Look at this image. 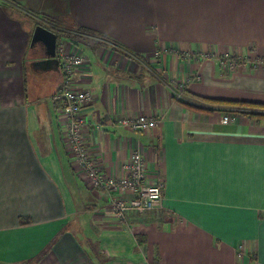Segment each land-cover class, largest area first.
<instances>
[{
    "label": "crops",
    "instance_id": "1",
    "mask_svg": "<svg viewBox=\"0 0 264 264\" xmlns=\"http://www.w3.org/2000/svg\"><path fill=\"white\" fill-rule=\"evenodd\" d=\"M36 24L103 39H57L88 58L81 135L111 177L141 150L153 209L118 216L76 169ZM210 99L264 103V0H0V264H264V119Z\"/></svg>",
    "mask_w": 264,
    "mask_h": 264
},
{
    "label": "built area",
    "instance_id": "2",
    "mask_svg": "<svg viewBox=\"0 0 264 264\" xmlns=\"http://www.w3.org/2000/svg\"><path fill=\"white\" fill-rule=\"evenodd\" d=\"M57 56L62 71V83L57 92L61 106L60 119L65 125L64 139L76 169L104 194L118 216L123 217L128 211L142 213L153 209L161 200L163 182L148 176L140 149L132 151L125 166L127 174L119 178L106 176L90 158L81 135L84 121L79 112L93 98L89 88L75 81L76 70L87 64L88 58L81 48L65 50L63 42L57 44ZM219 63L225 64L224 59H219ZM177 97L181 95L178 93ZM229 120L228 115L223 116L224 122ZM120 124L133 131H143L156 127L158 121L141 114L135 118L125 117L120 120Z\"/></svg>",
    "mask_w": 264,
    "mask_h": 264
},
{
    "label": "trees",
    "instance_id": "3",
    "mask_svg": "<svg viewBox=\"0 0 264 264\" xmlns=\"http://www.w3.org/2000/svg\"><path fill=\"white\" fill-rule=\"evenodd\" d=\"M78 31H83L84 35H88L90 36H96L101 38L100 36H98L96 33H92L89 31H85L82 28L77 29ZM53 31V30H52ZM57 34V39L60 40L61 38H67L68 40H71V42H73L74 44L79 43V39H77L81 34L77 33L76 35H71L69 34L67 31H62L60 33V31H54ZM102 39V38H101ZM208 102H210L211 104L214 105H219V106H226V107H230L231 109H233L234 111H237L243 115H246L248 117L251 118H257V119H264V103L262 102H252V101H239V100H227V99H210L207 100ZM196 108H198V106L193 105ZM215 110L216 107L211 108V109H205V110ZM228 109V108H227Z\"/></svg>",
    "mask_w": 264,
    "mask_h": 264
},
{
    "label": "water",
    "instance_id": "4",
    "mask_svg": "<svg viewBox=\"0 0 264 264\" xmlns=\"http://www.w3.org/2000/svg\"><path fill=\"white\" fill-rule=\"evenodd\" d=\"M36 45L42 47L47 58L43 61H40L41 63L55 60L57 34L54 31L44 27L41 24H36L33 30L30 46L33 48Z\"/></svg>",
    "mask_w": 264,
    "mask_h": 264
},
{
    "label": "rangeland",
    "instance_id": "5",
    "mask_svg": "<svg viewBox=\"0 0 264 264\" xmlns=\"http://www.w3.org/2000/svg\"><path fill=\"white\" fill-rule=\"evenodd\" d=\"M60 20V18H58ZM61 21V20H60ZM67 29V32L71 35H76L77 33L81 34L77 39H80L81 41H102L103 39L99 38V37H96V36H88V35H84V32L83 31H78V30H75V29H72V28H65ZM69 30V31H68ZM139 63L141 64H144V59H139ZM227 109V108H226ZM108 176V175H106ZM99 191V190H98ZM100 193H102L101 191H99Z\"/></svg>",
    "mask_w": 264,
    "mask_h": 264
}]
</instances>
